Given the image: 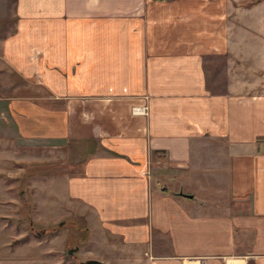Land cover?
Listing matches in <instances>:
<instances>
[{
	"label": "crops",
	"instance_id": "crops-1",
	"mask_svg": "<svg viewBox=\"0 0 264 264\" xmlns=\"http://www.w3.org/2000/svg\"><path fill=\"white\" fill-rule=\"evenodd\" d=\"M13 21L0 130L70 158L84 241L264 264V0H13Z\"/></svg>",
	"mask_w": 264,
	"mask_h": 264
},
{
	"label": "rangeland",
	"instance_id": "rangeland-1",
	"mask_svg": "<svg viewBox=\"0 0 264 264\" xmlns=\"http://www.w3.org/2000/svg\"><path fill=\"white\" fill-rule=\"evenodd\" d=\"M1 1L0 47L14 32L13 0ZM2 75L0 70V85ZM69 159L60 151L25 146L0 130V264H87L99 262V256L98 264L109 263L104 256L112 264H147L124 258L130 253L117 259L110 243L97 242V233L84 241L89 230L82 214L62 201L66 189L60 183L73 163Z\"/></svg>",
	"mask_w": 264,
	"mask_h": 264
},
{
	"label": "built area",
	"instance_id": "built-area-1",
	"mask_svg": "<svg viewBox=\"0 0 264 264\" xmlns=\"http://www.w3.org/2000/svg\"><path fill=\"white\" fill-rule=\"evenodd\" d=\"M133 112H134V114H136V115H145V114L147 113L145 107H143V108H135V109L133 110Z\"/></svg>",
	"mask_w": 264,
	"mask_h": 264
},
{
	"label": "water",
	"instance_id": "water-1",
	"mask_svg": "<svg viewBox=\"0 0 264 264\" xmlns=\"http://www.w3.org/2000/svg\"><path fill=\"white\" fill-rule=\"evenodd\" d=\"M70 254H72V252ZM98 263H99L98 261H90L87 264H98Z\"/></svg>",
	"mask_w": 264,
	"mask_h": 264
},
{
	"label": "trees",
	"instance_id": "trees-1",
	"mask_svg": "<svg viewBox=\"0 0 264 264\" xmlns=\"http://www.w3.org/2000/svg\"><path fill=\"white\" fill-rule=\"evenodd\" d=\"M86 240V239H85Z\"/></svg>",
	"mask_w": 264,
	"mask_h": 264
}]
</instances>
